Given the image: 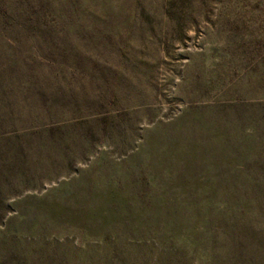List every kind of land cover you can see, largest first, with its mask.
Wrapping results in <instances>:
<instances>
[{"label":"rangeland","instance_id":"374dc122","mask_svg":"<svg viewBox=\"0 0 264 264\" xmlns=\"http://www.w3.org/2000/svg\"><path fill=\"white\" fill-rule=\"evenodd\" d=\"M0 264H264V0H0Z\"/></svg>","mask_w":264,"mask_h":264}]
</instances>
